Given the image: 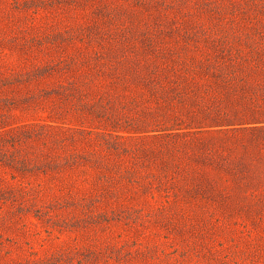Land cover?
<instances>
[{
  "label": "rangeland",
  "instance_id": "rangeland-1",
  "mask_svg": "<svg viewBox=\"0 0 264 264\" xmlns=\"http://www.w3.org/2000/svg\"><path fill=\"white\" fill-rule=\"evenodd\" d=\"M262 110L264 0H0V264H264Z\"/></svg>",
  "mask_w": 264,
  "mask_h": 264
},
{
  "label": "trees",
  "instance_id": "trees-1",
  "mask_svg": "<svg viewBox=\"0 0 264 264\" xmlns=\"http://www.w3.org/2000/svg\"><path fill=\"white\" fill-rule=\"evenodd\" d=\"M261 115H262V117H261L260 121H255V122L247 121V123L239 124V126L237 128H241L243 125H246V124H249L252 127H254L257 124H262V126H264V110H262Z\"/></svg>",
  "mask_w": 264,
  "mask_h": 264
}]
</instances>
